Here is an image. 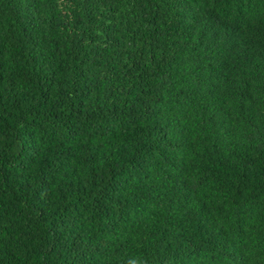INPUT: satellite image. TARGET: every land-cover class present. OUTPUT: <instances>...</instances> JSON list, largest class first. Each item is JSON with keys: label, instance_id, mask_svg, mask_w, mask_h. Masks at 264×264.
<instances>
[{"label": "trees", "instance_id": "1", "mask_svg": "<svg viewBox=\"0 0 264 264\" xmlns=\"http://www.w3.org/2000/svg\"><path fill=\"white\" fill-rule=\"evenodd\" d=\"M147 240L264 264V0H0V264Z\"/></svg>", "mask_w": 264, "mask_h": 264}, {"label": "clouds", "instance_id": "2", "mask_svg": "<svg viewBox=\"0 0 264 264\" xmlns=\"http://www.w3.org/2000/svg\"><path fill=\"white\" fill-rule=\"evenodd\" d=\"M126 234V232H125ZM130 239L132 240V243L135 247L139 248L141 247L139 241L142 239V236L139 232H137L135 235H133L132 237H130ZM151 240H147L145 241V248H144V258H145V264H157V259H158V255L157 254H153L152 252H150L148 250V245L151 244ZM161 254H162V247H161ZM115 259L119 260L120 257L116 256L114 257Z\"/></svg>", "mask_w": 264, "mask_h": 264}]
</instances>
